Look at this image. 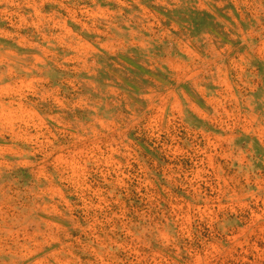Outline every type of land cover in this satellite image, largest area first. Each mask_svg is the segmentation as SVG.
<instances>
[{
  "label": "rangeland",
  "instance_id": "374dc122",
  "mask_svg": "<svg viewBox=\"0 0 264 264\" xmlns=\"http://www.w3.org/2000/svg\"><path fill=\"white\" fill-rule=\"evenodd\" d=\"M0 264H264V0H0Z\"/></svg>",
  "mask_w": 264,
  "mask_h": 264
}]
</instances>
